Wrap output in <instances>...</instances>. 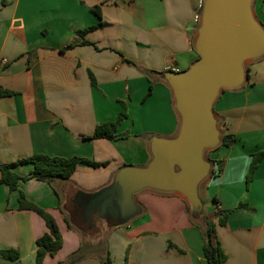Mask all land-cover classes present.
Segmentation results:
<instances>
[{"label":"crops","instance_id":"1","mask_svg":"<svg viewBox=\"0 0 264 264\" xmlns=\"http://www.w3.org/2000/svg\"><path fill=\"white\" fill-rule=\"evenodd\" d=\"M199 10V0H0V168L36 154L101 165L80 164L51 185L0 183V252L18 253L0 264H35V241L47 232L36 213L18 209L20 194L49 213L61 235L43 264H70L81 247L88 253L74 264L205 263L201 227L178 195L138 192L140 214L117 227L95 219L89 232L78 215L82 200L121 168L149 163L151 137L176 136L179 118L162 74L198 59ZM253 11L264 29V0ZM245 67L243 85L223 90L212 109L221 137L235 142L205 151L214 174L198 188L206 221L217 224L216 210L230 211L215 226L224 264H264V159L246 183L251 156L264 151V56ZM119 115L116 134L125 139H88ZM31 170L13 169L19 177Z\"/></svg>","mask_w":264,"mask_h":264},{"label":"water","instance_id":"2","mask_svg":"<svg viewBox=\"0 0 264 264\" xmlns=\"http://www.w3.org/2000/svg\"><path fill=\"white\" fill-rule=\"evenodd\" d=\"M253 5L254 0H203L193 42L198 59L185 71L162 74L179 118L176 136L151 137L145 167L125 166L109 186L85 197L78 207L87 221L83 228L90 232L95 219L111 228L124 225L140 214L134 195L145 189L180 196L191 220L204 221L198 188L212 172L205 151L221 141L213 104L223 90L243 85L247 62L264 56V29Z\"/></svg>","mask_w":264,"mask_h":264},{"label":"trees","instance_id":"3","mask_svg":"<svg viewBox=\"0 0 264 264\" xmlns=\"http://www.w3.org/2000/svg\"><path fill=\"white\" fill-rule=\"evenodd\" d=\"M93 12L96 15L99 14L96 8L93 9ZM123 118L124 115H119L116 121L106 122L96 126L93 134L89 136L88 139H106L111 141L125 139L127 137L125 134H116L117 127ZM234 142V137L225 134L221 137L220 144L225 147H230ZM262 159H264V151L256 152L251 156V161L246 173L247 184L250 182L255 169ZM23 164L32 166V170L27 177H19L13 171L15 167ZM80 164L92 167L101 166L100 164L77 157L66 159L36 154L1 167L0 183L7 185L10 190H15L19 181L28 179H35L51 185L56 180H68ZM211 174H214V170ZM17 202L19 210L36 213L43 220L47 229V232L35 241L36 251L34 263L43 264V259L46 255L53 257L61 247V235L57 224L49 213L28 202L22 194L19 195ZM212 203L216 204L215 199H212ZM238 207H243V205L239 204ZM229 213L230 211L228 210L222 211L217 209L215 212L217 224L206 221L205 219L202 223L197 224L201 227L202 231L204 264H224L226 260L219 243L215 239V226H224ZM86 253H88V251L81 247L76 253L69 257V263H76L81 260ZM0 256L10 260L18 259V253L14 250L0 252ZM106 261L105 263L108 264V261Z\"/></svg>","mask_w":264,"mask_h":264},{"label":"built area","instance_id":"4","mask_svg":"<svg viewBox=\"0 0 264 264\" xmlns=\"http://www.w3.org/2000/svg\"><path fill=\"white\" fill-rule=\"evenodd\" d=\"M262 0H254V4L257 3V2H261ZM202 4H203V0H199V8L201 10V7H202ZM200 10H199V14H197L194 18V22L196 24H198L199 22V18H200ZM4 62V61H3Z\"/></svg>","mask_w":264,"mask_h":264},{"label":"rangeland","instance_id":"5","mask_svg":"<svg viewBox=\"0 0 264 264\" xmlns=\"http://www.w3.org/2000/svg\"><path fill=\"white\" fill-rule=\"evenodd\" d=\"M205 202L208 204V205H211L212 201L210 199H206Z\"/></svg>","mask_w":264,"mask_h":264}]
</instances>
